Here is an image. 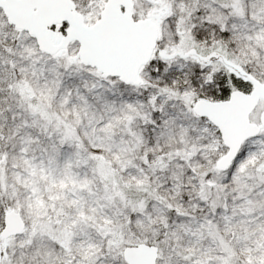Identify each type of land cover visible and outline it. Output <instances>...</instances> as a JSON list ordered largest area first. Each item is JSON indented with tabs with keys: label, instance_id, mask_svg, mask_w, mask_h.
<instances>
[{
	"label": "snow or ice",
	"instance_id": "obj_1",
	"mask_svg": "<svg viewBox=\"0 0 264 264\" xmlns=\"http://www.w3.org/2000/svg\"><path fill=\"white\" fill-rule=\"evenodd\" d=\"M0 264H264V0H0Z\"/></svg>",
	"mask_w": 264,
	"mask_h": 264
}]
</instances>
